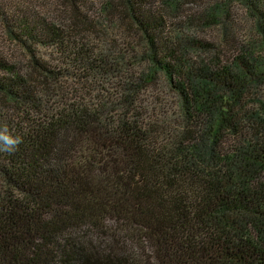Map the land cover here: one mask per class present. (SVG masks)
Wrapping results in <instances>:
<instances>
[{"label":"trees","instance_id":"16d2710c","mask_svg":"<svg viewBox=\"0 0 264 264\" xmlns=\"http://www.w3.org/2000/svg\"><path fill=\"white\" fill-rule=\"evenodd\" d=\"M125 1L150 74L176 100L161 112L162 101L136 104L150 74L117 80L137 64L133 49L102 50L76 25L0 3L43 88L0 55V134L22 139L0 152V264H264V0H233L260 41L225 64L178 23ZM68 2L84 24L83 6Z\"/></svg>","mask_w":264,"mask_h":264},{"label":"rangeland","instance_id":"374dc122","mask_svg":"<svg viewBox=\"0 0 264 264\" xmlns=\"http://www.w3.org/2000/svg\"><path fill=\"white\" fill-rule=\"evenodd\" d=\"M82 7L79 10L81 14L77 19L76 11L70 7L68 0H0V3L6 9L8 4L22 5L45 20L55 23L59 26L76 25L73 34L82 35L85 39L96 40L99 48L105 50L110 48L114 53L116 51H126L127 48L133 49L131 59L137 61L135 67L129 70V66L122 64L120 70L122 74L117 80L123 79L126 73L138 72V75L146 78L150 74V64L142 57L145 52L144 41L140 34L132 25L127 15L128 5L125 0H78ZM141 1L146 2L144 5ZM132 0L135 9L153 10L181 25V32L192 36L199 42H206L211 45V51L207 58H211L215 63H226L237 52L234 50L243 48H258L259 36L256 32L253 19L248 14L245 7H240L233 0ZM144 8V9H143ZM116 14L113 18L111 15ZM219 15H222L221 17ZM221 18H226L228 24L233 27L225 39L222 32ZM81 28V30H79ZM103 41L104 43L101 44ZM258 50V49H256ZM37 60L54 68L56 65L55 56L52 50L37 49ZM122 51V52H123ZM225 54V55H224ZM0 55L13 63L20 74L31 85L37 86L39 93H43V88L36 82L37 76L31 67V58L25 50L14 42L6 31L5 25L0 22ZM130 58V57H129ZM149 84L143 85L137 96V105L140 107L152 108L157 101L164 102V106L159 107L155 112H161L168 105L174 106L173 96L166 94V83L158 74L152 75ZM110 82V81H109ZM116 80L113 81L115 83ZM111 83V86L113 85ZM45 88V87H44ZM105 88V86L103 87ZM51 89V88H50ZM116 88L111 90V93ZM45 93V92H44ZM101 92H95L99 96ZM103 94V93H102ZM81 96V94H80ZM165 98V99H164ZM171 106V107H173ZM154 119H160L158 114H151ZM167 126V125H166ZM173 130L172 126L168 128Z\"/></svg>","mask_w":264,"mask_h":264},{"label":"clouds","instance_id":"9594fccd","mask_svg":"<svg viewBox=\"0 0 264 264\" xmlns=\"http://www.w3.org/2000/svg\"><path fill=\"white\" fill-rule=\"evenodd\" d=\"M6 129L4 132L6 133ZM22 143L20 136H12L9 134H0V152L12 153Z\"/></svg>","mask_w":264,"mask_h":264}]
</instances>
